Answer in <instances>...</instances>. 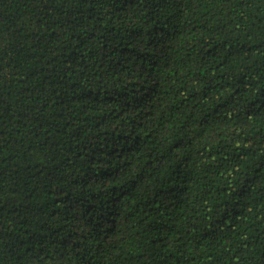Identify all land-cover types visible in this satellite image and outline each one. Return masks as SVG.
Listing matches in <instances>:
<instances>
[{"label":"trees","instance_id":"trees-1","mask_svg":"<svg viewBox=\"0 0 264 264\" xmlns=\"http://www.w3.org/2000/svg\"><path fill=\"white\" fill-rule=\"evenodd\" d=\"M0 264H264V0H0Z\"/></svg>","mask_w":264,"mask_h":264}]
</instances>
